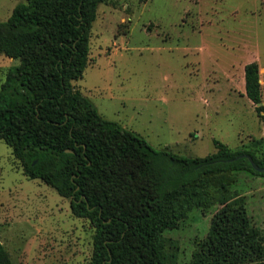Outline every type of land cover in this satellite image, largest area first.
I'll use <instances>...</instances> for the list:
<instances>
[{
  "label": "trees",
  "instance_id": "16d2710c",
  "mask_svg": "<svg viewBox=\"0 0 264 264\" xmlns=\"http://www.w3.org/2000/svg\"><path fill=\"white\" fill-rule=\"evenodd\" d=\"M109 0H26L0 21V53L11 65L0 88V138L23 173L70 199L94 228L90 264H175L166 232L191 211L218 207L190 264H264V232L253 225L239 172L263 176L264 138L185 156L156 149L104 118L74 82L89 65L93 22ZM247 97L264 117L260 67L245 65ZM254 163V164H253ZM0 264H14L0 241Z\"/></svg>",
  "mask_w": 264,
  "mask_h": 264
},
{
  "label": "rangeland",
  "instance_id": "374dc122",
  "mask_svg": "<svg viewBox=\"0 0 264 264\" xmlns=\"http://www.w3.org/2000/svg\"><path fill=\"white\" fill-rule=\"evenodd\" d=\"M26 0H0V21ZM257 61L264 102V0H109L93 22L89 65L74 82L106 119L156 149L185 156L264 138L247 97L245 65ZM0 53V88L11 65ZM253 225L264 232V177L239 172ZM191 211L166 232L175 264H190L215 210ZM94 228L70 199L28 178L0 138V241L14 264H90Z\"/></svg>",
  "mask_w": 264,
  "mask_h": 264
},
{
  "label": "water",
  "instance_id": "95a60500",
  "mask_svg": "<svg viewBox=\"0 0 264 264\" xmlns=\"http://www.w3.org/2000/svg\"><path fill=\"white\" fill-rule=\"evenodd\" d=\"M253 164H254V163H253ZM254 167H255L256 170H258V171H260V172H264V167H260V166H258V165H256V164H254Z\"/></svg>",
  "mask_w": 264,
  "mask_h": 264
}]
</instances>
